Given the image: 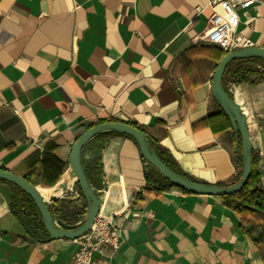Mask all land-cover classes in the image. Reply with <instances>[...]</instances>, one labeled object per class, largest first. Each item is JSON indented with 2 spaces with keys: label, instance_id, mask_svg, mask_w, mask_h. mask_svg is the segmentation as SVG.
Instances as JSON below:
<instances>
[{
  "label": "crops",
  "instance_id": "0c3cea01",
  "mask_svg": "<svg viewBox=\"0 0 264 264\" xmlns=\"http://www.w3.org/2000/svg\"><path fill=\"white\" fill-rule=\"evenodd\" d=\"M211 2L0 0V168L46 191L55 220L79 224L87 202L72 175L71 146L84 128L111 120L141 126L193 180L237 182L240 139L211 92L225 52L203 40ZM237 16L242 42L264 49V0ZM221 82L246 116L264 189V76L235 83L227 73ZM93 154L99 170L91 186L101 214L118 216L123 242L90 264H264L227 200L147 183L131 138L100 134L84 159ZM12 191L0 179V264H73L75 240L31 238L11 211Z\"/></svg>",
  "mask_w": 264,
  "mask_h": 264
},
{
  "label": "water",
  "instance_id": "95a60500",
  "mask_svg": "<svg viewBox=\"0 0 264 264\" xmlns=\"http://www.w3.org/2000/svg\"><path fill=\"white\" fill-rule=\"evenodd\" d=\"M260 57L264 59V49L245 46L226 52L219 61L212 78L211 92L219 106L228 117L233 131L239 136L242 152V172L240 179L228 186L208 184L176 174L166 166L150 146L153 140L136 126L123 121H105L96 123L84 130L71 146L69 163L82 196L87 202L85 218L79 224H68L61 219H54L45 196L37 186L27 181L23 176L0 168V179L15 184L21 188L35 203L43 222L45 231L50 239L68 238L76 239L90 230L91 225L100 211L102 198L97 190L89 183L80 160L81 150L92 138L106 132H118L135 139L141 155L163 177L190 193L211 196H224L240 191L248 182L253 171V157L251 140L246 124V116L240 106L228 94L222 85V77L226 67L232 60Z\"/></svg>",
  "mask_w": 264,
  "mask_h": 264
},
{
  "label": "trees",
  "instance_id": "16d2710c",
  "mask_svg": "<svg viewBox=\"0 0 264 264\" xmlns=\"http://www.w3.org/2000/svg\"><path fill=\"white\" fill-rule=\"evenodd\" d=\"M244 63H248V64L243 65ZM227 73H231L234 76L235 83L249 82L251 75L264 76V59L260 57H252L247 59L232 60L226 67L224 75ZM217 114H221L225 116L226 121L224 122V126L226 124V126L231 127L230 121L221 107L219 113ZM101 122H105V121H101ZM134 126L145 132V130L141 126H137V125ZM86 129L87 128H84L83 131ZM98 136H95L86 145H84L80 154L81 164L83 166L86 177L90 184H92L91 173L99 170V157L93 154L90 160H85L84 156L88 149V146ZM126 136L131 138L133 141H135V139L132 138L131 136L129 135ZM150 146L155 149L156 153L159 155L163 163L166 166H168L171 170H173L176 174L182 177L192 179L179 170V168L177 167L176 163L173 161L170 155L167 156L164 153L160 152L156 148L154 141L153 144H150ZM142 158L146 163V165L148 166L145 173V178L147 183L156 184L162 182L164 183V186L163 185L160 186L161 189L174 187L181 190L182 192H188L172 184L165 177H163L154 167H152L143 156ZM21 176H23L27 181H29L33 185H36V183L32 181L28 176L26 175H21ZM8 183L11 185L13 189L12 199L10 204L11 211L14 213V215L17 218H19V220H21L28 235L34 239L49 238V235L47 234L43 226L41 215L34 201L21 188L10 182ZM54 183L49 184V186H52ZM221 197L227 200L228 204L232 208H234L243 215L244 221L247 225L246 226L247 233L252 236L254 242L264 252V189L260 185L259 174L255 169L254 158H253L252 174L248 182L243 186V188L236 193L224 195Z\"/></svg>",
  "mask_w": 264,
  "mask_h": 264
},
{
  "label": "built area",
  "instance_id": "2783aa9c",
  "mask_svg": "<svg viewBox=\"0 0 264 264\" xmlns=\"http://www.w3.org/2000/svg\"><path fill=\"white\" fill-rule=\"evenodd\" d=\"M263 0H212V12L209 27L203 40L218 46L223 52L250 46V41L242 38L238 32L237 9L248 7ZM78 249L73 264H90L94 253L113 256L119 250L122 239V224L118 216L96 215L91 228L82 236L74 239Z\"/></svg>",
  "mask_w": 264,
  "mask_h": 264
},
{
  "label": "bare ground",
  "instance_id": "6f19581e",
  "mask_svg": "<svg viewBox=\"0 0 264 264\" xmlns=\"http://www.w3.org/2000/svg\"><path fill=\"white\" fill-rule=\"evenodd\" d=\"M42 194H43V196H46V191H44V190H39Z\"/></svg>",
  "mask_w": 264,
  "mask_h": 264
},
{
  "label": "rangeland",
  "instance_id": "374dc122",
  "mask_svg": "<svg viewBox=\"0 0 264 264\" xmlns=\"http://www.w3.org/2000/svg\"><path fill=\"white\" fill-rule=\"evenodd\" d=\"M259 69H261V68H259Z\"/></svg>",
  "mask_w": 264,
  "mask_h": 264
}]
</instances>
